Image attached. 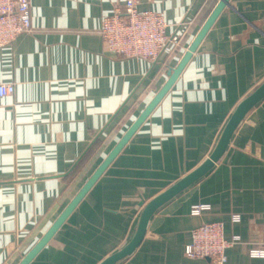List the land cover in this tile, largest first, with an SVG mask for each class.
Returning a JSON list of instances; mask_svg holds the SVG:
<instances>
[{"label": "crops", "instance_id": "1", "mask_svg": "<svg viewBox=\"0 0 264 264\" xmlns=\"http://www.w3.org/2000/svg\"><path fill=\"white\" fill-rule=\"evenodd\" d=\"M219 0H140L180 34L157 59L108 50L99 29L125 0H30L34 31L0 47V264H18L169 79ZM264 82V0H229L181 74L29 264H101L148 202L212 153L238 105ZM196 204H208L192 215ZM239 214V222L232 221ZM222 221L224 264H264V98L223 156L160 207L120 264H217L187 257L191 232Z\"/></svg>", "mask_w": 264, "mask_h": 264}, {"label": "built area", "instance_id": "2", "mask_svg": "<svg viewBox=\"0 0 264 264\" xmlns=\"http://www.w3.org/2000/svg\"><path fill=\"white\" fill-rule=\"evenodd\" d=\"M139 5L140 0H125L123 8L103 18L99 34L112 53L154 60L170 44H179L182 35L169 34L168 22L162 13L141 10ZM33 31L30 0H0V47L10 44L21 34ZM15 87L14 82L0 81V97L13 95ZM209 209L208 204H196L191 214L202 215ZM240 220L239 214H232L233 222ZM238 242V236L227 239L222 221L204 222L192 230L184 253L187 257L209 258L217 264H224L227 249ZM249 255L264 258V245L250 247Z\"/></svg>", "mask_w": 264, "mask_h": 264}, {"label": "water", "instance_id": "3", "mask_svg": "<svg viewBox=\"0 0 264 264\" xmlns=\"http://www.w3.org/2000/svg\"><path fill=\"white\" fill-rule=\"evenodd\" d=\"M229 0H219L213 11L210 13L202 28L196 35L195 39L189 46L185 55L182 57L179 64L172 69L169 75V79L165 85L160 89V91L154 96L152 101L146 106L138 118L133 122V124L128 128L100 165L95 169L91 176L86 180L80 190L72 198L69 204L62 210L55 221L50 225L47 231L41 236V238L36 242V244L26 253V255L21 259L18 264H29L36 255L44 248V246L52 239L58 229L67 220L69 215L73 212L76 206L81 202V200L90 191L93 185L98 181L110 163L122 150L125 144L130 140L133 134L139 129L142 123L146 120L149 114L157 106V104L162 100L166 93L173 86L182 70L186 64L191 59L193 53L197 50L200 42L205 37L213 23L215 22L218 15L226 7ZM264 98V82L259 85L250 95H248L234 111L228 122L226 123L222 133L212 151L210 156L203 161L196 169L191 173L174 183L168 189L154 197L150 202L144 207L138 225L134 234L128 239V241L116 252L111 254L107 259H105L101 264H120L128 258V256L136 249L141 240L144 237L148 223L154 213L162 207L165 203L172 200L182 192L189 189L191 186L200 181L205 177L214 167L215 163L223 156L225 153L230 140L235 134L236 130L240 126L241 122L244 120L246 115L251 111V109Z\"/></svg>", "mask_w": 264, "mask_h": 264}]
</instances>
